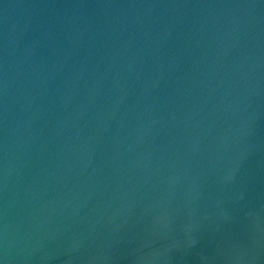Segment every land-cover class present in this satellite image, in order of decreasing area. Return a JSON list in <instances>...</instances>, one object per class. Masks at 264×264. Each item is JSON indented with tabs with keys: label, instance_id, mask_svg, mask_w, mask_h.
Masks as SVG:
<instances>
[{
	"label": "water",
	"instance_id": "95a60500",
	"mask_svg": "<svg viewBox=\"0 0 264 264\" xmlns=\"http://www.w3.org/2000/svg\"><path fill=\"white\" fill-rule=\"evenodd\" d=\"M0 264H264V0H0Z\"/></svg>",
	"mask_w": 264,
	"mask_h": 264
}]
</instances>
